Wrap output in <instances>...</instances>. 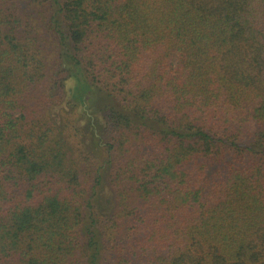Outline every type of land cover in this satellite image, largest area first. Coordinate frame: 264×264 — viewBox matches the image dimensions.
<instances>
[{"label":"trees","instance_id":"obj_1","mask_svg":"<svg viewBox=\"0 0 264 264\" xmlns=\"http://www.w3.org/2000/svg\"><path fill=\"white\" fill-rule=\"evenodd\" d=\"M0 264H264V0H0Z\"/></svg>","mask_w":264,"mask_h":264}]
</instances>
